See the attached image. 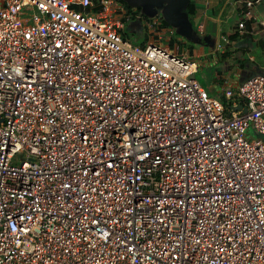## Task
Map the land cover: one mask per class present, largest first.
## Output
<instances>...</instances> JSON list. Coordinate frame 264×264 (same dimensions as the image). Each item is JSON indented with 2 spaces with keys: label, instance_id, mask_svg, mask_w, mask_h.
I'll return each instance as SVG.
<instances>
[{
  "label": "built area",
  "instance_id": "2783aa9c",
  "mask_svg": "<svg viewBox=\"0 0 264 264\" xmlns=\"http://www.w3.org/2000/svg\"><path fill=\"white\" fill-rule=\"evenodd\" d=\"M160 22L0 0V264H264V69L211 94Z\"/></svg>",
  "mask_w": 264,
  "mask_h": 264
},
{
  "label": "crops",
  "instance_id": "0c3cea01",
  "mask_svg": "<svg viewBox=\"0 0 264 264\" xmlns=\"http://www.w3.org/2000/svg\"><path fill=\"white\" fill-rule=\"evenodd\" d=\"M193 1L196 5V14L193 17L195 30L203 39L208 37L210 42L211 39L215 42L213 46L210 42L198 43L201 46L200 53L192 48L189 52L183 53L191 55L199 65L202 62L212 66L224 61L226 69L224 81L216 79L210 90L208 89L209 92L217 94L221 88L229 84L230 87L236 88L242 82L261 73L264 69V26L260 19L264 16V0L256 5V16L247 22L245 29H240L238 25L242 0ZM210 32L212 34H209ZM221 38L225 44L219 42ZM253 50L259 51V55L262 56L260 61L253 55Z\"/></svg>",
  "mask_w": 264,
  "mask_h": 264
},
{
  "label": "rangeland",
  "instance_id": "374dc122",
  "mask_svg": "<svg viewBox=\"0 0 264 264\" xmlns=\"http://www.w3.org/2000/svg\"><path fill=\"white\" fill-rule=\"evenodd\" d=\"M165 7H166V5H164L163 7L156 8L155 12H154L155 14L153 15V17H159V16H160V18L164 17L163 12H164ZM190 21L192 22V24L194 26L195 25L194 20L190 19ZM232 22H233V20H231V23ZM132 24H134L133 20L128 21L127 28L125 29V33L128 35V38L132 43L141 44L145 40L147 29H146L143 22H137L136 26H132ZM195 27H196V25L194 26V28ZM171 29L173 30V32H169V35H172L175 39V44L180 46V53L181 54L184 51L189 52V49H191V48L194 49L196 52L200 51L201 46H200V44L197 43L196 38H194V39L191 38L192 40L191 39L189 40L185 36L181 35L178 32V29H179L178 27L171 26ZM211 31L213 32L214 30H211ZM198 34L201 35L199 32H198ZM209 34H212V33L210 32ZM161 42L164 44H167L168 40H167V38H162ZM214 42H215V40L211 39L210 45L213 46ZM219 42L222 44H225L222 38L220 39ZM252 53L255 57L258 58V61L261 60L262 56L259 55V51L253 50ZM223 63H224V61H219L216 64L210 66L209 64H205V63L200 62V68L198 69V71L196 73L197 81L204 88L209 89V90H210L213 82L216 81V79H218L219 81H224L223 77H226V69H225ZM231 85H233V83H231Z\"/></svg>",
  "mask_w": 264,
  "mask_h": 264
},
{
  "label": "water",
  "instance_id": "95a60500",
  "mask_svg": "<svg viewBox=\"0 0 264 264\" xmlns=\"http://www.w3.org/2000/svg\"><path fill=\"white\" fill-rule=\"evenodd\" d=\"M132 8H140L142 13L148 17H153L155 9L166 5L163 16L170 26L178 27V32L185 36L187 39L196 38L197 43L210 42V38L204 39L195 30L192 22L190 21L189 14L187 12V6L190 0H125ZM152 15V16H151ZM192 40V39H191ZM263 72V70H261ZM196 77V75H193ZM233 110H242L243 113L247 112V108L242 104L232 106ZM231 115V113H228Z\"/></svg>",
  "mask_w": 264,
  "mask_h": 264
},
{
  "label": "trees",
  "instance_id": "16d2710c",
  "mask_svg": "<svg viewBox=\"0 0 264 264\" xmlns=\"http://www.w3.org/2000/svg\"><path fill=\"white\" fill-rule=\"evenodd\" d=\"M119 1L123 2L124 5L126 6L127 10H128L130 13H132V7L129 6L128 2H126L125 0H119ZM186 10H187V12H188V14H189V18H190V19H193V17H194L195 14H196V5H195V3H194L193 0H190V2H189V4H188ZM138 12L142 13V11H141L140 8H138ZM144 17L147 19V16H146V15H144ZM159 19H160V21H161V22H160V25H161L162 27H170L169 23L164 19V17H161V18H160V16H159ZM145 41H146V37H145L144 42H142L141 44L143 45V44L145 43Z\"/></svg>",
  "mask_w": 264,
  "mask_h": 264
},
{
  "label": "clouds",
  "instance_id": "9594fccd",
  "mask_svg": "<svg viewBox=\"0 0 264 264\" xmlns=\"http://www.w3.org/2000/svg\"><path fill=\"white\" fill-rule=\"evenodd\" d=\"M138 10V8H136ZM142 11V10H141ZM143 14V13H142ZM144 15V14H143ZM148 17V16H147ZM151 18V17H150ZM132 26H136V23L132 24ZM243 83V82H242Z\"/></svg>",
  "mask_w": 264,
  "mask_h": 264
}]
</instances>
